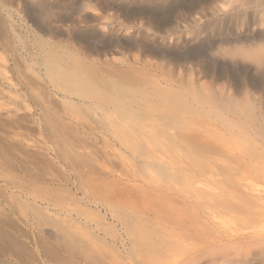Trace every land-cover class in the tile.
Returning <instances> with one entry per match:
<instances>
[{
  "label": "rangeland",
  "instance_id": "rangeland-1",
  "mask_svg": "<svg viewBox=\"0 0 264 264\" xmlns=\"http://www.w3.org/2000/svg\"><path fill=\"white\" fill-rule=\"evenodd\" d=\"M55 70H87L106 89L72 92ZM114 83L129 89L126 106L137 124L128 123L136 133L97 123L120 116L105 110L118 96ZM236 115L264 124V0H0V140L13 144L8 165L0 160V212L34 253L3 257L54 264L36 244L47 236L43 229L83 240L87 249L59 243L71 264H188L190 257V264H263L264 242L243 238L256 224L245 229L229 220L233 225L222 227L235 234L220 242L201 213L212 244L171 260L173 241L179 251L185 241V198L148 164L154 153L184 172L202 159L215 167L223 153L209 150L231 143L236 157L253 143L238 129L227 135L220 121ZM154 141L160 145L153 149ZM256 187L264 189L263 178ZM142 241L149 247L140 249Z\"/></svg>",
  "mask_w": 264,
  "mask_h": 264
},
{
  "label": "bare ground",
  "instance_id": "bare-ground-1",
  "mask_svg": "<svg viewBox=\"0 0 264 264\" xmlns=\"http://www.w3.org/2000/svg\"><path fill=\"white\" fill-rule=\"evenodd\" d=\"M86 74H89V76L90 75L93 76L87 70H80L79 73L76 72V70L69 72V73L64 72L62 70H55L52 73V76L55 77L56 81L58 82L69 84V87L71 89L70 91L77 92L82 95L88 94V91L90 90L91 85L93 87L96 86V88H98L101 85L104 87V85L100 84L98 80L94 79V77L90 79L91 81L93 80V82H90L89 78L86 77ZM111 87L112 89H114L116 93H118V96H116L115 99L112 98L109 101L110 103L106 105L105 110L107 112H117V114L120 116L119 118L117 117L113 119L112 117V118H109L108 120H104L106 122H104L103 119H99L97 123H99V125L101 124L107 125L110 128H120L122 132L125 131L128 134L132 133L133 130L136 129L135 127H133V125H136L137 121H135V118L129 112L130 110H128V106H126L127 104L126 100H127V95L129 94V89L126 87V84H119V83H116V84L114 83L112 84ZM104 88L106 89V87ZM42 111H45V110H42ZM48 111L50 110H47L49 120L51 121L52 119L54 120L53 122L57 121L55 120L57 118L56 117L54 118V116ZM246 111L251 117L254 116V113L251 109H246ZM130 121L135 122V124L132 125V128L129 125V123L131 124ZM220 122H222V124H224L228 128L227 129L229 130V133L227 134L228 136L229 134L230 136L234 135L235 134L234 130L238 129L237 132L239 134L245 135L243 137H246V135H249V137L253 139V143L251 142V144L242 147L243 150H239V149L237 150V152H239L237 155L239 156L240 159L236 158L238 157L237 155L236 157L234 156L235 154L234 151L236 150V147L234 146L232 148L233 143L230 142L232 144V145L230 144L232 149L230 147H226L225 145H223V147L221 148H214V149L209 150V151L211 150L214 151V153L216 152L223 153L222 160L221 159L219 160V161H222L220 164L216 163L218 161L217 159L215 163H214L215 160L212 162V164H214L215 167H211L210 162H206L207 161L206 159H205L206 161L202 159L199 162V164L197 163L196 170L193 169L192 171L184 172L183 171L184 168L181 167L179 163H174L173 165H169V164L163 165L160 160L158 159L156 160L155 158L156 155H154V153H151V155L149 153L148 159L150 161H148V164L150 163L152 164L150 168L152 169L153 173L158 177L160 176V177L166 178L167 181L169 180L170 182L169 185H171L173 189H175V193L178 192V195L179 193H181L180 195L181 196L183 195V200L185 198L183 202L181 201L182 206L180 205L181 206L180 208L184 209V210L182 209L181 210L183 211L184 218H185L184 225H186V229L184 230V233H183L185 241L182 244V249H180V251L176 247V243L173 241L171 245L172 246L171 254L168 256V257L171 256L170 257L171 260L178 259L177 258L178 256H183V255L185 256L187 254H193V252L197 250L198 246L203 245L205 242H207L208 244H212L207 234H205L206 231H204L205 228L210 229L211 226H209L207 222H204L206 223V226H205L203 224L204 219L201 218L203 220L202 221L199 218L200 215L197 217V214H200V213L202 215H205L206 219H210L211 223L210 222L209 223L213 225L215 229L217 230V234L215 232L214 233L216 235V238L219 239L220 242L224 241V238L226 237L227 238L229 237L230 239L231 238L230 235L232 236V233L233 235L235 234L234 232L231 233L229 229H225L222 227L224 223H225L224 226H226L227 223L229 224L228 221L232 219L240 220L242 222L240 223L241 226L243 224V228L245 229L253 228L254 225L252 224L253 223L256 224V226L254 227V229L255 228L256 229L252 230L251 232L250 231L244 232L243 238H247V239L256 238L257 243L264 242V189L263 188L259 189L258 187H256V184L260 182V179L261 178L264 179V169H263V166H264V161H263L264 159V124H260V125L254 124L253 121L249 123L245 121L243 122V119L241 118L240 115H236L232 120L223 118L221 119ZM250 125L252 127H255V133L257 132L260 133L257 135L261 140L260 142L261 148L259 149L256 148V146L257 147L260 146V144L258 143L259 141L257 140L256 136H254L252 133L250 134V131H251V128L249 127ZM233 131H234V134H233ZM6 138L7 137L0 140V160L5 161V163H7L8 165V162L11 161L9 153H10V150L13 144H9L10 142H8ZM241 139L245 140L244 138H241ZM156 141H154L155 146L152 145L153 142L151 143V145L153 146V149L154 147H158L160 145L159 144L158 146H156L157 144ZM158 141L160 142V140ZM255 142H257V144L259 145H256ZM225 144L227 143L225 142ZM260 152H262L261 153L262 158L258 159L259 157L258 155L260 154ZM219 156L221 157V155ZM246 157L248 159L251 158L249 159L250 161L252 160V158H254L255 161L253 163L246 164L245 163L246 160L242 159ZM213 158L215 157L213 156ZM240 171H242L241 174H239ZM166 185L167 184H165V187L169 186V185L167 186ZM167 189H169V187H167ZM167 189L165 190L167 191ZM186 198L188 199V201H186L187 200ZM23 206H25L24 202H23ZM29 207L31 208V212L33 213L35 217L41 219L44 222L46 221L45 219L46 215L44 216L41 213L42 212L41 209H40L41 211L40 212L39 208H37L36 206H29ZM3 213L0 212V264H12L7 258H4L3 256H9L10 254H16L18 256H22L25 254L33 255L34 253H31V251L28 249V246L22 243L21 241H19L18 237H16L13 233V230H14V231H19L21 234H23L24 233L23 230H21V228L15 225L13 220L12 222L11 219L7 217L8 214L6 215ZM235 221H233V223ZM198 222L199 224H197ZM233 223L229 225L231 226L233 225ZM229 225L227 226L229 227ZM238 227L239 228H236V229H241L239 225ZM69 231L64 230L60 234V233H53L52 231H48V230L44 231L42 229V232H44L48 237L39 236L38 238H36V242H37L36 244L40 248V252L43 253L45 260L52 261L54 264H71L69 260L61 254L62 249H60L61 248L59 245L60 242L69 251H71L75 245H79L81 247H84V249H87V246L83 242V240L78 238L77 237L78 235H73L71 231L70 232ZM62 233H63V237L61 238ZM89 233H91L93 236L95 235L94 234L95 232L92 233L91 231ZM49 238L52 239V241H50ZM245 241L246 239L244 240V242ZM230 242L231 241L228 242L229 245H230ZM103 243L105 244V242ZM138 246L140 249H146L149 247V243L142 241L138 243ZM257 246L259 247V245ZM263 249L264 247L262 248V250ZM205 251L207 252L208 250L206 249ZM89 254H91L90 246H89ZM195 254L196 253H194V257H196V255H199L200 253L196 255ZM150 255L151 253H149V256ZM260 256L264 258V250L261 251ZM190 258H188V264H190L189 263V260H191ZM151 261H153L154 263V260L152 258H151ZM263 261L264 260L262 259V263L264 264ZM192 262L193 260L191 261V263Z\"/></svg>",
  "mask_w": 264,
  "mask_h": 264
}]
</instances>
